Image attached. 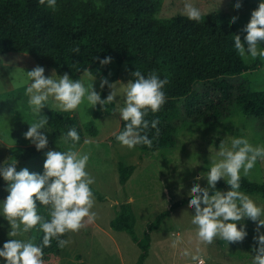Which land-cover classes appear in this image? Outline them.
Returning <instances> with one entry per match:
<instances>
[{"label": "rangeland", "instance_id": "374dc122", "mask_svg": "<svg viewBox=\"0 0 264 264\" xmlns=\"http://www.w3.org/2000/svg\"><path fill=\"white\" fill-rule=\"evenodd\" d=\"M234 1L191 0L201 9L202 16L218 12L229 15L231 20L233 16L237 17L233 23L243 42L245 33L242 30L260 0L244 3L239 9L234 6ZM184 3L185 0H163V7L155 18L169 20L186 17L181 14ZM0 58L7 65L0 66V87L6 89L0 92V163H4L8 159H15L24 148L34 146L24 136L28 124L34 119L27 105L28 96L23 87L11 84V74L16 68L27 72L38 64L30 55L24 53L4 54ZM244 60L247 64L259 61L262 65L256 71L231 79L232 83L236 87L245 83L252 91H263L264 59L249 57ZM105 68L111 74H118L120 83L127 84L131 80L132 73L126 63L119 66L111 61ZM20 69L16 71L19 72ZM51 75L58 74L45 68V76ZM100 83L101 80L95 77L94 89L101 94L103 89ZM110 91L111 89L108 94ZM195 93L199 96V101L194 106L186 108L185 102H180L181 116L173 122L177 127L178 144L165 150L158 148L155 134L154 145L146 152L121 146L115 139V134L120 131L122 121L114 111V105H108L107 111L100 107V119L95 120L99 135L91 137L86 134V139L91 140V144L84 143L78 147L82 152L91 151L88 171L95 177L92 187L104 200L100 201L94 196L95 221L86 223L76 233L70 232V243L65 247L61 264H137L141 255L139 246L129 234L114 231L110 225L117 216L120 205L131 203L136 216L135 233L142 239L149 223L170 210L176 202L188 198L192 178L207 171L210 157L218 149L221 140L246 135L253 144L264 143V131L257 126L255 119L245 116L236 104H221L220 92L212 84H196ZM123 99V95L117 97L121 105ZM54 104L50 99V108L45 106L41 110L42 114L59 110ZM95 108L86 110L90 116L86 122H82L79 112H75L83 127L94 119ZM216 109L219 113L215 112ZM237 113L241 118L232 119ZM181 129H185L182 135ZM49 132L46 148L63 150L60 136L50 130ZM44 160L45 157L33 160L30 172L42 173ZM120 164L135 168L126 186H122L119 181ZM242 177L257 183L264 182V161H258L256 167ZM200 184L202 187L206 186V180L202 179ZM226 189L227 186L222 190ZM250 196L264 204L261 196ZM191 214H194V210L190 204H186L174 210L161 227L152 233L149 258L144 264H200L201 260L204 264H251L256 247L253 239L256 235L254 222L244 221L248 234L243 241L226 242L214 239L211 244H204L196 238ZM9 230L7 220L0 217V247L9 239ZM261 231L264 232V229ZM37 235L38 231H31L25 234V238ZM185 251L189 255H184ZM192 256L198 258L193 260ZM0 264H4L2 259Z\"/></svg>", "mask_w": 264, "mask_h": 264}, {"label": "trees", "instance_id": "16d2710c", "mask_svg": "<svg viewBox=\"0 0 264 264\" xmlns=\"http://www.w3.org/2000/svg\"><path fill=\"white\" fill-rule=\"evenodd\" d=\"M253 0H235L241 5ZM163 0H57L52 10L40 0H0V55L24 53L30 55L39 66L52 69L56 74L68 73L72 79H79L83 69L92 71L100 80L110 83L120 80L118 74H111L99 60L111 57L117 65L125 63L133 74L136 69L145 75L156 70L169 83L165 86L166 103L159 112H149V121L159 119L157 146L160 150L174 148L178 144L177 127L173 123L181 116L180 102L190 108L199 101L195 93L196 84H212L220 92L221 104H236L241 112L255 119L264 131V90L252 91L245 83L238 87L231 79L256 71L262 65L259 61L247 64L233 47V35L238 34L229 15L218 12L202 16L199 22L187 17L169 20L156 19L162 9ZM78 48V54L73 49ZM133 75H131V79ZM107 85L101 98L107 97ZM221 109V107L219 106ZM219 113V110H215ZM49 130L61 136L69 126L77 127L81 135L78 146L84 144L86 134L97 137L99 130L95 120L100 119V105L94 112V119L82 126L75 112L52 110L46 115ZM121 122L120 130L123 128ZM164 125V126H163ZM155 129H148L149 138L155 142ZM151 146V147H152ZM151 147L140 145L142 152ZM47 148L37 151L35 146L23 149L16 160L17 170L27 167L37 158L45 157ZM135 171L134 167L119 165V181L126 186ZM223 181L217 188L226 187ZM241 190L248 195H259L264 200V182L257 183L241 177ZM8 195L7 182L0 178V201ZM102 201L104 197L94 191ZM189 204L188 198L176 202L170 210L149 223L144 237L135 233L136 216L131 203L120 205L117 216L110 225L114 231L130 235L141 249L137 264H144L149 258L151 235L158 230L174 210ZM38 211L48 218L46 206L37 202ZM37 230H32L35 232ZM31 233V231H30ZM43 233L38 232L36 243ZM70 232L62 238L68 239ZM65 248L57 247L53 240L44 248L45 264H61Z\"/></svg>", "mask_w": 264, "mask_h": 264}, {"label": "clouds", "instance_id": "9594fccd", "mask_svg": "<svg viewBox=\"0 0 264 264\" xmlns=\"http://www.w3.org/2000/svg\"><path fill=\"white\" fill-rule=\"evenodd\" d=\"M52 10L57 0H40ZM239 9L241 4L236 3ZM182 15L189 20L199 22L202 12L191 0H185ZM237 17L233 16L235 22ZM243 42L240 34L233 35V47L244 58L264 59V0H260L253 10L249 22L243 28ZM78 54L79 49H73ZM101 65L111 62V57L99 60ZM0 66H7L0 58ZM20 69V68H16ZM11 74V84L23 87L28 96L27 105L33 116L25 139L31 141L37 151L48 145L49 119L42 114V109L49 106L50 99L54 107L63 112H79L82 122L90 117L86 110L100 105L107 111L108 105H114L123 128L115 134L121 146L129 150L144 145L151 147L148 129H155L159 135V119L149 121V112L160 111L167 101L165 86L169 83L167 76L161 78L156 70L145 75L136 69L133 78L123 84L101 80L100 87L111 89L106 98L94 89L95 76L92 71L83 69L79 79H72L68 73L62 76H45V68L37 65L25 72L23 69ZM0 87V92L5 91ZM123 95V103L117 97ZM237 113L232 119H240ZM185 129L180 130L182 135ZM59 141L63 150H48L45 153L43 172H30L25 167L17 170L16 160L8 159L0 163V178L7 182L8 195L0 201V217L7 220L10 230L9 239L0 247V259L4 264H45L44 248L53 240L60 249L69 245L66 233L78 232L86 223L95 221L94 207L95 177L88 171L91 151L82 152L78 144L81 135L75 126H69L66 133H61ZM85 144L91 140L85 139ZM258 161H264V143L253 144L246 135L226 137L221 140L218 149L210 157L207 171L192 178L191 189L187 193L188 203L192 206L191 224L195 226L196 238L211 244L214 239L226 242H240L247 236L245 220L256 224L253 237L256 247L251 264H264V204L241 190V177L247 176L256 167ZM206 180V186L200 181ZM223 181L226 190L217 188ZM37 202L46 206L48 218L38 211ZM239 225V227H238ZM42 232V240L36 243V237L25 238L32 230ZM184 255H189L187 251ZM198 257L192 256L193 260ZM200 264H204L203 260Z\"/></svg>", "mask_w": 264, "mask_h": 264}]
</instances>
